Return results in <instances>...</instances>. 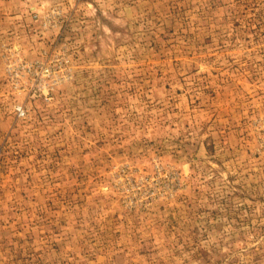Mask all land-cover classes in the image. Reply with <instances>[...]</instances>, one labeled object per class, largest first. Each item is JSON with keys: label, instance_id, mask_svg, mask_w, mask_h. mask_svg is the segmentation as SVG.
<instances>
[{"label": "rangeland", "instance_id": "374dc122", "mask_svg": "<svg viewBox=\"0 0 264 264\" xmlns=\"http://www.w3.org/2000/svg\"><path fill=\"white\" fill-rule=\"evenodd\" d=\"M0 264H264V0H0Z\"/></svg>", "mask_w": 264, "mask_h": 264}]
</instances>
